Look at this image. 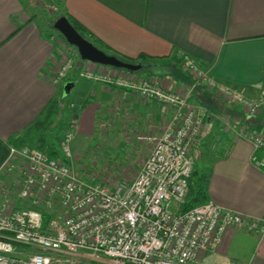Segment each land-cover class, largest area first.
I'll return each instance as SVG.
<instances>
[{
	"label": "crops",
	"instance_id": "1",
	"mask_svg": "<svg viewBox=\"0 0 264 264\" xmlns=\"http://www.w3.org/2000/svg\"><path fill=\"white\" fill-rule=\"evenodd\" d=\"M52 3L118 55L147 57L140 64L145 74H134L138 78H150L167 90L186 89L191 77L180 60L188 56L217 82L251 100L264 98V0ZM31 7L24 0H0V165L10 140L56 103L59 86L67 81L75 82L71 116L77 115L78 125H162L170 118L154 101L82 76L85 69L127 76L124 71L80 61L60 85H52L61 50ZM188 101L207 112L193 147V178L207 180V197L216 205L264 221V170L251 163L253 147L239 135L247 130L264 137V111L247 115L201 87ZM229 262L264 264V228H228L218 246L195 264Z\"/></svg>",
	"mask_w": 264,
	"mask_h": 264
},
{
	"label": "built area",
	"instance_id": "2",
	"mask_svg": "<svg viewBox=\"0 0 264 264\" xmlns=\"http://www.w3.org/2000/svg\"><path fill=\"white\" fill-rule=\"evenodd\" d=\"M55 41L61 58L50 83L58 86L77 55L64 52L70 46L61 38ZM181 67L191 77L182 90L163 89L131 73L82 72L171 111L158 135L139 138L149 150L132 181L107 190L74 173L70 146L78 125L75 113L59 143V158L38 149L8 147L0 165V175L8 178L0 190V264H195L218 246L228 228H264L263 220L210 200L182 210L195 167L193 147L207 114L189 103V94L204 88L247 115L264 111V98L251 100L217 82L188 56L182 57ZM239 135L253 147L251 163L264 170V137L247 130ZM13 196L22 207L14 204Z\"/></svg>",
	"mask_w": 264,
	"mask_h": 264
},
{
	"label": "rangeland",
	"instance_id": "3",
	"mask_svg": "<svg viewBox=\"0 0 264 264\" xmlns=\"http://www.w3.org/2000/svg\"><path fill=\"white\" fill-rule=\"evenodd\" d=\"M24 1L32 6L39 24L50 29L55 40L60 39L52 24L62 14L61 5L52 3V0ZM64 52L77 55L74 63H80L75 48L70 47ZM145 69L142 68L135 74L144 75ZM62 87L63 85L59 86V98L56 103L48 107L46 112L19 136L23 138V145L28 149H44L48 144H52L59 154L61 153L59 143L69 129L70 119L73 118L70 105L74 102L76 92L73 89L67 97L62 98ZM168 111L166 113L171 115V111ZM167 121L162 125H77L70 146L74 173L85 183L99 184L107 190H111L120 181H132L149 150L148 143L139 138L158 135ZM193 176L190 182L200 178ZM5 181L8 182L0 177V190L5 188ZM12 200L16 206L22 207L17 198L13 196ZM30 252L33 250H29Z\"/></svg>",
	"mask_w": 264,
	"mask_h": 264
},
{
	"label": "water",
	"instance_id": "4",
	"mask_svg": "<svg viewBox=\"0 0 264 264\" xmlns=\"http://www.w3.org/2000/svg\"><path fill=\"white\" fill-rule=\"evenodd\" d=\"M52 28L65 41L67 45L75 48L79 58L83 62L124 70L128 73H136L141 69L140 64H133L121 61L115 56L107 55L103 51L96 48L91 42L84 39L69 23L65 16L58 17L52 24ZM75 86V82L67 81L63 83L61 97L65 98L69 95L71 89Z\"/></svg>",
	"mask_w": 264,
	"mask_h": 264
},
{
	"label": "trees",
	"instance_id": "5",
	"mask_svg": "<svg viewBox=\"0 0 264 264\" xmlns=\"http://www.w3.org/2000/svg\"><path fill=\"white\" fill-rule=\"evenodd\" d=\"M60 16H65L67 18V20L69 21V23L73 26V28L84 39L91 42L96 48L103 51L107 55L115 56L118 59H120L121 61L133 63V64H141V61L147 58L144 55H139L136 59H129V58L122 57V56L118 55L117 53H115L114 51L110 50L108 47H106V45H104L98 39L91 37V35L88 33V31L80 23H78L75 19H73L67 13H63ZM59 37L64 41V39L60 35H59ZM180 67H181V60H180ZM112 69H114V68H112ZM114 70L124 71V70H119V69H114ZM124 72H126V71H124ZM131 74H135V73H131ZM68 80H72V79H68ZM10 145H13L17 148L24 147L23 138L18 137V138L11 139ZM38 150H41L42 152L46 153L49 156V158H51V159H56V158L60 157L59 152L56 150V148L52 144H48L44 149L41 148ZM206 181L207 180L204 179L203 177L197 178L195 180V182L189 181L187 194H186V201H185L184 205L182 206V210H187V209H190L196 205L203 204V203L209 201L207 194H206Z\"/></svg>",
	"mask_w": 264,
	"mask_h": 264
}]
</instances>
